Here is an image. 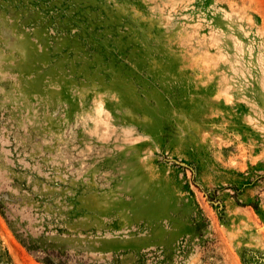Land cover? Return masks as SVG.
Returning a JSON list of instances; mask_svg holds the SVG:
<instances>
[{
    "label": "rangeland",
    "instance_id": "1",
    "mask_svg": "<svg viewBox=\"0 0 264 264\" xmlns=\"http://www.w3.org/2000/svg\"><path fill=\"white\" fill-rule=\"evenodd\" d=\"M0 264H264V0H0Z\"/></svg>",
    "mask_w": 264,
    "mask_h": 264
}]
</instances>
